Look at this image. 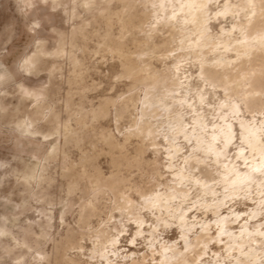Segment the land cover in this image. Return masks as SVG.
<instances>
[{"label": "clouds", "instance_id": "9594fccd", "mask_svg": "<svg viewBox=\"0 0 264 264\" xmlns=\"http://www.w3.org/2000/svg\"><path fill=\"white\" fill-rule=\"evenodd\" d=\"M0 264H264V0H0Z\"/></svg>", "mask_w": 264, "mask_h": 264}]
</instances>
